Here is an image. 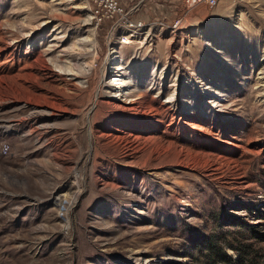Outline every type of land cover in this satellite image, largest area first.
Returning <instances> with one entry per match:
<instances>
[{
    "label": "rangeland",
    "instance_id": "obj_1",
    "mask_svg": "<svg viewBox=\"0 0 264 264\" xmlns=\"http://www.w3.org/2000/svg\"><path fill=\"white\" fill-rule=\"evenodd\" d=\"M185 2L0 0V264H264V0Z\"/></svg>",
    "mask_w": 264,
    "mask_h": 264
},
{
    "label": "built area",
    "instance_id": "obj_2",
    "mask_svg": "<svg viewBox=\"0 0 264 264\" xmlns=\"http://www.w3.org/2000/svg\"><path fill=\"white\" fill-rule=\"evenodd\" d=\"M129 0H84L89 9L91 19L96 23L104 20H110L119 15L123 17L122 8ZM217 0H186L185 7L191 9L198 4H204L208 7L215 6ZM180 19L173 23V26L178 25ZM143 23H133L130 28L132 31L141 29ZM123 40V39H122ZM121 40V41H122Z\"/></svg>",
    "mask_w": 264,
    "mask_h": 264
},
{
    "label": "bare ground",
    "instance_id": "obj_3",
    "mask_svg": "<svg viewBox=\"0 0 264 264\" xmlns=\"http://www.w3.org/2000/svg\"><path fill=\"white\" fill-rule=\"evenodd\" d=\"M88 19H90L89 16L85 17V19H83V22L82 23L83 24L88 23L87 22ZM134 105H135L134 100H131V101L125 102V104L122 105L121 107L123 109H126V110H131V109L134 108ZM23 106H26L27 109H28V112L25 114V117L23 118V120L25 119V120L32 121V122L34 120L36 121L37 118H40L42 116L44 117V115H51L52 112H53V108L50 105H45V106L42 105V106H39V105H36V104H31L29 102H24L23 103ZM7 121H10V120L7 119ZM178 126L180 128H183L184 130H187L188 128L189 129L191 128V125L190 124H187V123H184V122H180V121L178 122ZM40 127L45 129L46 125H42V126L40 125Z\"/></svg>",
    "mask_w": 264,
    "mask_h": 264
},
{
    "label": "trees",
    "instance_id": "obj_4",
    "mask_svg": "<svg viewBox=\"0 0 264 264\" xmlns=\"http://www.w3.org/2000/svg\"><path fill=\"white\" fill-rule=\"evenodd\" d=\"M207 250H210L212 253V260L220 261L222 264H235V261L227 254L221 251V249L215 245L214 241L208 243ZM239 260V259H238ZM213 263V262H212ZM237 263V262H236Z\"/></svg>",
    "mask_w": 264,
    "mask_h": 264
}]
</instances>
